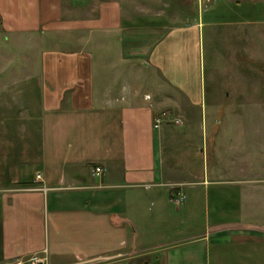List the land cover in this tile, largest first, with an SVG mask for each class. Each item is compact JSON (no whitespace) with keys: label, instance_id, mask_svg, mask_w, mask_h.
<instances>
[{"label":"crops","instance_id":"0c3cea01","mask_svg":"<svg viewBox=\"0 0 264 264\" xmlns=\"http://www.w3.org/2000/svg\"><path fill=\"white\" fill-rule=\"evenodd\" d=\"M220 26L228 65L264 73V0H0V34L34 45L12 77L0 67V264H264V225L184 224L173 118L153 126L154 90L203 104Z\"/></svg>","mask_w":264,"mask_h":264},{"label":"rangeland","instance_id":"374dc122","mask_svg":"<svg viewBox=\"0 0 264 264\" xmlns=\"http://www.w3.org/2000/svg\"><path fill=\"white\" fill-rule=\"evenodd\" d=\"M220 29L213 41L205 37L203 42L205 99L201 106L192 108L179 99L174 89H163L170 97L167 99H162L159 91L154 90L159 94L156 97L160 100L158 109L167 114L165 121L173 118L181 122L169 123L170 129L176 134L170 149L174 154L173 160L181 168H187L180 175L185 182L181 186V194L185 198L180 213L185 215L186 226H196L202 230L216 219L237 220V215H242V221L264 225L263 65L257 64L258 58L252 56H247L245 60L237 57L238 64L228 65L231 63L229 50L232 49L228 50L230 46L224 38L226 27L220 26ZM33 49V44H17L0 34V52L14 54L6 63L0 58V67L7 69L6 75L12 77L10 72L14 68L21 71L18 65L32 58L30 52ZM20 51L29 52L28 58H23ZM15 75L23 78L22 72ZM242 82L249 87L234 88L232 97L226 98L225 87ZM144 87L145 84H139L137 89L141 92ZM149 87L150 84L146 86L148 90ZM236 93L239 94L235 96ZM231 113L245 116L236 118ZM231 189L239 190L241 199H234L239 201L240 208L237 201H229ZM202 195L206 196V201ZM247 197L250 198V214L246 212Z\"/></svg>","mask_w":264,"mask_h":264},{"label":"built area","instance_id":"2783aa9c","mask_svg":"<svg viewBox=\"0 0 264 264\" xmlns=\"http://www.w3.org/2000/svg\"><path fill=\"white\" fill-rule=\"evenodd\" d=\"M197 1L202 2V0H197ZM166 116H167V114L164 111L157 113L153 118V126L155 128H158L162 124V122L165 120ZM173 122L175 124L181 123L179 119H174ZM103 170L104 169L102 168V166H95L93 168V172L97 175L102 173ZM36 178L39 179L40 174H37ZM176 201H178V199H176ZM29 262H30V264H44V258H41V257L37 256L36 254H34L29 258ZM15 264H17V263H15Z\"/></svg>","mask_w":264,"mask_h":264}]
</instances>
